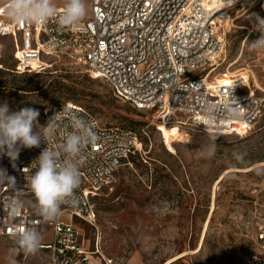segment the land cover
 <instances>
[{
	"label": "rangeland",
	"instance_id": "rangeland-1",
	"mask_svg": "<svg viewBox=\"0 0 264 264\" xmlns=\"http://www.w3.org/2000/svg\"><path fill=\"white\" fill-rule=\"evenodd\" d=\"M55 3L62 7L63 0ZM242 5L233 6L223 29L226 48L218 71L241 57L236 68L249 67L261 86L253 88L264 94V49L249 45L262 35L249 20L252 13L264 17V0L253 7ZM88 9L87 17L89 0ZM11 54L8 47L0 68V105L7 103L10 112L36 109L39 123L45 125L52 107L73 102L92 111L103 125L142 138L143 151L93 197L95 224L77 221L82 243L94 250L99 241L105 259L95 255L99 262L244 264L248 255H264V115L242 136L205 130L181 116L163 118L158 112L134 109L82 65L62 60L47 73H17ZM26 87L33 90H23ZM171 130L186 132L187 139L169 143ZM213 141L216 150L210 155ZM14 251L10 258L17 264H51L48 251Z\"/></svg>",
	"mask_w": 264,
	"mask_h": 264
},
{
	"label": "built area",
	"instance_id": "built-area-1",
	"mask_svg": "<svg viewBox=\"0 0 264 264\" xmlns=\"http://www.w3.org/2000/svg\"><path fill=\"white\" fill-rule=\"evenodd\" d=\"M89 5L90 15L72 28H61L55 18L46 26L17 24L0 7V67L8 47L19 73L52 70L68 60L105 81L116 98L134 109L163 118L181 116L205 130L242 136L263 117L264 94L237 77L219 79L226 48L222 22L231 18L232 0H89ZM63 108L66 117L77 115L91 123L99 138L82 161L79 204L62 206L56 221L45 222L33 212L34 196L26 180L47 145L21 150L15 167L5 156L0 168L24 190V207L15 219L0 220V236L17 246L14 233L21 227L36 228L42 235L51 231V240L40 246L51 264H102L95 258L101 255L99 241L94 250L82 243L77 221L95 224L93 197L116 181L121 167L132 164L143 141L137 132L103 125L92 111L73 102L52 107L49 118ZM70 131L67 119L59 122L49 150H58ZM8 195L9 189L0 187V202ZM261 246L264 250V241ZM1 249L2 244L0 263ZM244 264H264V255H248Z\"/></svg>",
	"mask_w": 264,
	"mask_h": 264
},
{
	"label": "clouds",
	"instance_id": "clouds-1",
	"mask_svg": "<svg viewBox=\"0 0 264 264\" xmlns=\"http://www.w3.org/2000/svg\"><path fill=\"white\" fill-rule=\"evenodd\" d=\"M0 7L4 15L14 23L46 26L55 18L61 28L78 26L88 15V0H63L62 11L58 12L55 0H2ZM264 8V5H262ZM249 22L254 31L262 35L252 42V49H264V17L252 13ZM209 107L208 111H211ZM68 110L51 116L45 125L39 123V111L30 107L17 112H10L7 103L0 105V157L7 156L13 167L21 150L39 147L41 143L47 147L33 161L35 171H31L26 180L28 190L33 194L32 209L35 215L45 222L56 221L62 212V206L76 207L79 198L76 190L81 184L80 168L87 149L98 142V135L91 123L77 115L65 116ZM229 116L234 111H229ZM68 121L72 131L63 137L59 149L49 150L48 144L57 131L59 122ZM210 155L215 154L216 144L209 146ZM9 189L8 199L0 202V220L6 216L15 219L24 207L23 189L17 188L14 177L0 168V187ZM17 246L26 254L39 251L43 235L33 227H21L15 233Z\"/></svg>",
	"mask_w": 264,
	"mask_h": 264
},
{
	"label": "bare ground",
	"instance_id": "bare-ground-1",
	"mask_svg": "<svg viewBox=\"0 0 264 264\" xmlns=\"http://www.w3.org/2000/svg\"><path fill=\"white\" fill-rule=\"evenodd\" d=\"M256 1L257 0H232V3H234L235 5H238V3L243 4V5L248 4V5H251L253 7V6H255L254 4L256 3ZM227 23H228L227 21L222 22L224 27L227 26ZM223 34H224V32H223ZM224 58H225V56H224ZM226 59L227 58H225L224 61H226ZM240 59H241V57H237L235 59L230 60L226 69L219 76V79H221V81L225 82L230 77H237L238 79L245 81L244 82L245 85H250L251 87L256 86L258 88H261L257 76L254 74V72L249 67L236 68V65L239 63ZM187 135L188 134L186 132H181L180 130H175V131L171 130V132L167 133V140L169 143H172L175 141H183V140L187 139ZM218 182H219V180H218ZM207 228H208V223L206 224L205 231H204L203 236H202V243L204 241ZM202 243H201V245H202ZM200 248L201 247H198L196 250H199ZM182 255H183V253L179 254L177 257L182 256Z\"/></svg>",
	"mask_w": 264,
	"mask_h": 264
},
{
	"label": "crops",
	"instance_id": "crops-1",
	"mask_svg": "<svg viewBox=\"0 0 264 264\" xmlns=\"http://www.w3.org/2000/svg\"><path fill=\"white\" fill-rule=\"evenodd\" d=\"M43 237H44V239L42 242L50 241L51 240V231H49L47 233V235L46 234L43 235ZM6 243H8V242L5 239V237L0 236V244H2L1 263L0 264H17V261L14 258H10V254L15 253L14 249L19 248V247L16 245H10V244H6Z\"/></svg>",
	"mask_w": 264,
	"mask_h": 264
},
{
	"label": "trees",
	"instance_id": "trees-1",
	"mask_svg": "<svg viewBox=\"0 0 264 264\" xmlns=\"http://www.w3.org/2000/svg\"><path fill=\"white\" fill-rule=\"evenodd\" d=\"M11 57L13 58V60L15 61V65H14V71L15 72H17L16 70H15V66H16V64H17V62H16V60H15V58H14V56L11 54ZM2 63H3V67H4V58L2 59ZM3 67H0V68H3ZM50 70H47V71H44V72H36V71H34V72H32V73H36V74H40V73H47V72H49ZM27 72V71H26ZM17 73H19V72H17ZM23 73V72H22ZM31 73V72H30ZM23 90H27V91H31V90H33V88L32 87H26L25 89H23ZM48 121V120H47Z\"/></svg>",
	"mask_w": 264,
	"mask_h": 264
}]
</instances>
